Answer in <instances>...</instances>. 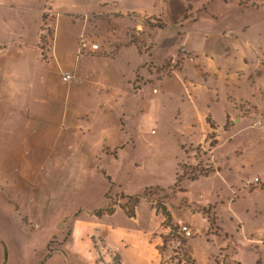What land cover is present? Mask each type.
<instances>
[{"label": "crops", "instance_id": "1", "mask_svg": "<svg viewBox=\"0 0 264 264\" xmlns=\"http://www.w3.org/2000/svg\"><path fill=\"white\" fill-rule=\"evenodd\" d=\"M98 1L72 11L70 0H0V264H86L96 256L92 237L124 261L129 251L159 263L164 219L153 201L141 198L134 216L116 204L96 216L108 205L106 193L156 188L172 222L208 237L216 235L209 230L223 192L219 175L226 197L244 176L264 182V123L255 124L264 115L249 118L240 107V74L264 58L251 35L257 21L246 14L255 10L264 32V5L125 0L120 9L122 0ZM52 13L43 58V17ZM131 31H144L141 49L124 46ZM83 35L100 49L77 58ZM180 44L193 60L181 53L171 64ZM67 71L77 80L64 82ZM206 137L215 141L209 154L202 151L212 171L171 193L179 163H195L191 149ZM197 181L203 188L189 195L187 184Z\"/></svg>", "mask_w": 264, "mask_h": 264}, {"label": "rangeland", "instance_id": "2", "mask_svg": "<svg viewBox=\"0 0 264 264\" xmlns=\"http://www.w3.org/2000/svg\"><path fill=\"white\" fill-rule=\"evenodd\" d=\"M136 1L138 2L139 0H134V2ZM197 1L198 0H196V2ZM196 2L194 3L195 5ZM97 3H99L98 0H88V1L70 0L68 5L71 7L70 10L77 11V9L83 4L92 7ZM126 3L127 2L125 0H122L118 2L117 6L120 9L121 8L124 9ZM255 13H256L255 10H250L249 13L246 14V18L249 16L248 21H252V20L257 21L253 25L255 31H251V35L258 42L263 43L264 45V32H262V28H261L262 20ZM62 16H65V14L61 13V17ZM49 17L54 18L55 17L54 13H52V15ZM155 23L160 25V22H155ZM256 31H259V35L256 33ZM133 32L134 31H131V33ZM142 33H144V31ZM257 35L260 38H258ZM83 36H88V35H83ZM88 37L92 38L91 36ZM255 45H257V47L262 49L261 44L260 46L258 44ZM258 57L260 62L263 61V63L258 68L253 69L252 66L249 68L250 70L248 72H243L240 74V105H241L240 107L241 108L245 107L244 108L245 115L249 116V118L255 115H264V104H263L264 101L262 102V100H260V98L264 97L263 94L264 86L262 80V77L264 76V58L262 55H259ZM170 63L171 64L177 63V59L175 61H170ZM249 74L252 75L251 78ZM226 90L232 91L230 87L229 89ZM254 120H259V118H255ZM257 122L258 121L255 122L256 125ZM250 124H251V120L246 119L244 126L247 125L249 126ZM257 126L261 127L262 125H257ZM211 140H212L211 138L206 137L204 145L198 146L200 153H202L203 151L206 152V154H209L208 149L215 142L214 140L212 141ZM203 146H205V151ZM195 148L196 147H193L191 149V151L193 152L192 156H194L195 154L193 151V149ZM204 158H206V156H204ZM193 162L195 163L188 162L186 163V165L195 166L197 164V161L194 160ZM220 177L222 178V176L220 175L217 178L218 181L221 183L223 192L221 196H219V201L214 206L215 222L211 224L212 228L209 230L210 233L212 232L216 233L215 236L214 234H212V236L209 235L208 237H206V234L202 232L195 235V232L192 228L193 230L192 237L195 236L194 239H190L192 237L185 238L177 231V223L171 221L172 228H170L168 226L163 225L162 222L160 224V228L158 232L159 242L162 243L159 246L162 255L161 262L159 263L157 261L152 262L151 258L149 259V261L147 259L144 260L136 257L132 252L122 251V253L129 259V261H124L123 259H121L118 253L112 250L109 252L111 254H117L120 257L121 261L125 264H196L194 258H192L191 255L192 251H194L195 255L197 256L198 264H226V263L237 264L231 259V256H233L234 254L237 255L238 258H240V263L242 264H257L255 263V260H259L258 264H264V245L263 244L256 245L254 242L250 243V241L247 240L248 238V239H262L264 241V182H262L260 187L258 186L254 188L244 189L242 187L241 181H239L234 186L233 192L231 193L229 192V196L226 197L227 190L226 189L224 190V185L222 184ZM246 177L248 176H244L243 178ZM199 184L200 183H198V181L187 184V188H188L187 193L191 195L193 191V193L196 192V194H198L200 189L203 188V184H200V186ZM206 185L208 186V184ZM143 190L140 191L139 189L136 191H139L138 193H140ZM155 192L156 190L155 191L150 190L151 197H149V200L153 201L152 203L150 202V206H155L157 201L162 202V199L161 200L159 199L160 197L155 198L154 195ZM160 192L161 191L158 190L157 193ZM119 194L120 193L118 192L115 194H112L111 192L109 196L110 200L108 202V205L111 202L113 203L120 202L122 204L129 201L126 200V198H121ZM164 196H166V194H164ZM142 208L143 207L141 206L140 209ZM203 212L205 213V209ZM131 229L136 230L135 226H132ZM259 230L261 232H259ZM58 238L60 242L63 241V236H60ZM188 239H190V241ZM220 241H223L222 249H218V245ZM95 244L97 246L98 251L101 253L104 259V263L111 264L109 259L110 253L108 252L107 248H104L102 246V244L96 237H95ZM190 245H192V250L190 249ZM224 248L225 249L228 248L227 249V253L229 254L228 258L225 257V255H223L224 251H226L224 250ZM93 249L95 251L94 254L96 253V256L88 261L86 260L85 261L86 264H102L100 261H98V253L94 245L93 248L91 247L92 251ZM225 258L227 259V261ZM147 262H151V263H147ZM67 264H70L68 263V260H67Z\"/></svg>", "mask_w": 264, "mask_h": 264}, {"label": "trees", "instance_id": "3", "mask_svg": "<svg viewBox=\"0 0 264 264\" xmlns=\"http://www.w3.org/2000/svg\"><path fill=\"white\" fill-rule=\"evenodd\" d=\"M259 4L264 5V0H239V5L243 7L258 6ZM43 18H44V22H43L42 34L39 40V47L41 48L43 58H46L47 57L46 54L49 50V41L51 40L52 33H53L51 27L49 26V22L53 18H50L49 16H44ZM153 26L154 25L149 24V27H153ZM157 26L161 27L163 25L157 24ZM145 44H146V41H145L144 33L134 31L133 33L128 34V41L125 43L124 46L134 45L138 49H141ZM175 66L173 65V67ZM193 151L195 154L192 157L193 159L197 161V164L195 166H192V165H186V163L184 162L179 163L180 172L176 174L174 183L168 187V190H170L171 193L180 191L181 183L184 180H194L200 176L208 175L212 171V167L207 163V159L204 158V153L199 152L198 146H196V148L193 149ZM150 190L155 191L156 188H145L142 192L133 194V195L119 194L121 198H126V200H129V201H127L126 203H122V204L120 202L119 203L111 202L105 208L95 209L94 214L96 216H101L103 212L110 214L114 210L113 205L116 204V206L123 209L128 216H134V206L143 197L149 199V197H151ZM163 191H167V189ZM105 196L107 198H110L108 196V193H106ZM159 199L161 200V198ZM154 208H156L160 212V214L163 216V219H164L163 225L172 228L171 216H170L169 211L166 209V206L163 203H161V201H157ZM91 239H92L95 249H97V246L95 244V237H92ZM97 239L101 242L99 238ZM47 249L48 251H47L46 257L49 256L52 252L51 248L48 247ZM97 253H98V261H100L102 264H105L104 259L101 253L98 251V249H97ZM109 259H110L111 264H125L121 261L120 257L117 254L110 253ZM39 263H41V261Z\"/></svg>", "mask_w": 264, "mask_h": 264}, {"label": "built area", "instance_id": "4", "mask_svg": "<svg viewBox=\"0 0 264 264\" xmlns=\"http://www.w3.org/2000/svg\"><path fill=\"white\" fill-rule=\"evenodd\" d=\"M100 49V44L93 40L92 38L88 36H81L78 40L77 44V50H76V57L80 58L83 56H86L90 53H94ZM184 54L187 56V59L189 61L193 60V57L190 56L185 44H180L177 48L176 52L172 54V61H175L176 58H178L179 54ZM61 79L64 82H71L76 81L77 79L72 74V72H63L61 74ZM153 91H156L155 89ZM264 123V120L261 122L258 121L257 125H262ZM242 187L245 188H254V187H260L262 184V180L256 176V177H246L241 180ZM177 231L185 238H190L193 235L192 226L190 223L185 221H180L177 223Z\"/></svg>", "mask_w": 264, "mask_h": 264}]
</instances>
